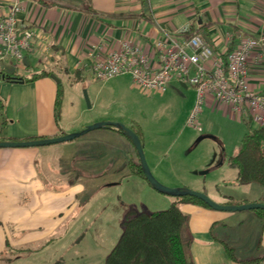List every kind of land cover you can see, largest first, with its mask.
Listing matches in <instances>:
<instances>
[{
  "label": "crops",
  "instance_id": "0c3cea01",
  "mask_svg": "<svg viewBox=\"0 0 264 264\" xmlns=\"http://www.w3.org/2000/svg\"><path fill=\"white\" fill-rule=\"evenodd\" d=\"M8 2L0 0V11L8 8ZM22 2L24 9L18 18L22 22H29L37 38L42 37L46 41L50 61L44 67L48 66L47 70L56 72L58 79L62 75L74 80L77 69L89 72L87 52L99 42L106 50L117 49L121 42L128 41L151 51L152 41L161 37L163 30L177 35L176 31L181 27L187 28L183 35L197 33L214 50H227L235 46L227 42V34L241 32L256 41L264 38V0ZM35 52V48L27 52L28 65L23 63V66L31 65L28 56ZM256 54L261 57L254 63ZM248 63L250 88L264 95V41L257 43ZM2 69L0 67V141L53 138L106 119L97 115L80 121L83 109L80 114L64 113L63 109H57L55 96L59 83L55 84L50 76H37L30 80L31 74L25 77L16 75L24 78V81L5 82L4 76L8 72L2 73ZM169 88L179 93V90L187 89V85L183 87L181 83L172 81ZM204 103V109H220L223 114L238 118L228 106L218 103L211 96ZM192 108L193 105H189L190 111ZM91 133L87 132L72 141L46 146L0 148V264H14L24 258L26 260L16 264H32L29 260L34 254L40 255L42 264H53L55 254L49 251V247L55 244V237L50 234L62 222L66 212H74L70 209L72 203L81 192H85L81 174H84L87 164L95 162L99 165L100 161H104L107 166L115 163L117 168L119 162H124V156L128 157L126 161L129 166L134 164L131 156L134 146L123 134L110 128L96 129ZM150 153L156 161L155 153ZM71 162L74 164L71 165ZM224 162H227L226 158L217 167ZM213 168L210 167L209 171ZM70 175L75 176L73 183ZM236 176L237 172L233 178L237 182ZM54 184L61 186L48 187ZM204 190V187L198 189L205 193ZM166 202L170 206L174 201ZM192 203L197 211L212 214L207 205ZM215 215L229 220L231 225L238 228L244 222L264 227V217L257 212L236 217ZM255 235L260 238L257 232L250 235L244 232L242 239L248 240L249 236ZM195 236L197 240L193 241V245H196V249L199 246L205 249L204 253H200L202 258L205 255L204 262H199L197 258L196 264H239L242 261L230 253L232 248L229 246L238 241V230L219 235L213 231H205L204 234L196 231ZM242 262L264 264V253Z\"/></svg>",
  "mask_w": 264,
  "mask_h": 264
},
{
  "label": "rangeland",
  "instance_id": "374dc122",
  "mask_svg": "<svg viewBox=\"0 0 264 264\" xmlns=\"http://www.w3.org/2000/svg\"><path fill=\"white\" fill-rule=\"evenodd\" d=\"M28 57L31 63L29 67L23 66L13 57L3 60L0 64L4 71L2 73L7 71L22 77L40 73L44 66L41 54L36 50ZM60 77L59 84L54 80L61 94L57 109L71 114H80L83 109L80 121L98 115L106 118L101 121H121L134 131H139L148 168L162 185L189 188L197 192H201L198 191L199 187H204L205 193H202L220 205H237L240 201L264 203V186L255 183L238 184L233 179L236 170L229 167L227 162L216 168L223 158L234 153L247 130L246 124L240 118L223 114V110L204 109V104L198 114L197 127L188 125L189 105H194L196 99L193 86L188 85L187 89L180 90L182 94L170 88L164 93L142 92L128 75L108 81L94 80L89 72H82L79 81L68 80L62 75ZM84 91L88 95L90 107L83 95ZM91 132L95 131L89 134H93ZM203 136L206 137L199 140ZM150 151L155 153L156 161ZM131 156L134 163L139 165L135 148ZM124 157V162H119L117 168L115 163L107 166L104 161H100L99 165L90 162L85 167L84 174H81L85 192H81L72 203L70 209L74 212H66L62 222L50 234L55 237V244L49 247V251L55 254L53 264H103L119 239L121 222L128 210L163 211L169 206L166 202L168 200H178L177 205L185 215L186 222L182 230L184 239L190 242L187 255L192 264H196L197 258L199 262L205 260V255L202 258L200 254L205 249L199 246L197 250L196 245H193V241L197 240L196 231L203 234L205 231H213L219 235L238 230L240 237L229 245L232 248L230 253L242 261L263 255L264 227L244 222L238 228L231 225L229 220L215 215L247 216L260 209L224 211L211 208L209 212L212 214L199 212L190 199L187 201L183 199L185 197L178 199L159 193L144 177L132 174L126 161L128 157ZM210 167L214 168L207 174H200ZM70 177L73 183L75 176ZM60 186L54 184L48 187ZM244 232L249 235L257 232L260 238L255 235L249 236L248 240L242 239ZM30 259L32 264L43 263L37 254ZM23 260L26 259L15 261L14 264ZM242 261L238 263H254Z\"/></svg>",
  "mask_w": 264,
  "mask_h": 264
},
{
  "label": "built area",
  "instance_id": "2783aa9c",
  "mask_svg": "<svg viewBox=\"0 0 264 264\" xmlns=\"http://www.w3.org/2000/svg\"><path fill=\"white\" fill-rule=\"evenodd\" d=\"M23 9L22 0H9L8 8L0 11V64L13 57L23 65L22 59L34 48L44 64L50 61L44 38H37L29 22L19 20ZM186 31L181 27L174 35L163 30L162 36L152 41L151 51L128 41L113 50L95 43L87 52V70L100 81L128 75L142 92L166 91L172 81L193 86L196 99L187 115V124L193 128L197 127L198 114L208 96L228 106L249 125L264 127V95L250 88L248 76L250 54L264 38L256 41L241 32L227 34L225 39L230 44L234 39L235 46L231 50H214L201 35H183ZM260 57L256 54L254 63Z\"/></svg>",
  "mask_w": 264,
  "mask_h": 264
},
{
  "label": "trees",
  "instance_id": "16d2710c",
  "mask_svg": "<svg viewBox=\"0 0 264 264\" xmlns=\"http://www.w3.org/2000/svg\"><path fill=\"white\" fill-rule=\"evenodd\" d=\"M53 73L43 66L40 73L33 74L30 80ZM81 73V70H75L74 80H81ZM54 74L56 75V72ZM4 80L19 82L24 81V78L5 73ZM59 95L61 94L58 86L56 107L60 101ZM245 124L247 130L234 153L226 157L227 165L236 170L238 184L255 183L264 186V127H250L248 123ZM135 132L141 139L139 131ZM130 167L132 174L144 177L140 165L134 163ZM183 199L203 204L196 198ZM178 202L176 200L167 209L157 212L128 210L121 222L119 239L105 257L103 264H192L187 255L189 242L184 239L182 230L186 218L177 205ZM257 214L264 217V210H259Z\"/></svg>",
  "mask_w": 264,
  "mask_h": 264
},
{
  "label": "water",
  "instance_id": "95a60500",
  "mask_svg": "<svg viewBox=\"0 0 264 264\" xmlns=\"http://www.w3.org/2000/svg\"><path fill=\"white\" fill-rule=\"evenodd\" d=\"M27 57L25 56L22 60L23 63L28 65ZM50 77L54 79L56 82H60V80L57 78L55 74H50ZM183 87H186V84L181 83ZM179 93L180 90H179ZM86 91H84L85 100L87 102L88 107H90V102L88 99V95H86ZM101 128H110V129H116L118 132L123 134L126 138H128L131 142V144L134 146L137 156L139 159V165L142 170V173L144 175V178L146 181L159 193H163L165 195L171 196V197H192L196 198L200 201H202L203 204L207 205L208 207L216 210H227V211H238V210H264V203H241L237 205H220L218 203H215V201L211 200L210 197H208L206 194L202 192L192 191L189 188H181V187H167L159 183L156 178L151 173L150 169L148 168V165L146 163V159L144 156V146L141 143V139L139 135L133 131L130 127L126 126L125 124L117 121H97L95 123H92L86 127H83V129L71 133H67L61 136L53 137V138H39V139H29V140H23V141H0V148H17V147H36V146H46L61 142H67L72 141L81 135L86 134L87 132H90L92 130L101 129ZM206 136H203L199 138V140H202ZM197 140V141H199ZM221 164V162H220ZM219 164H217L218 166ZM216 166V167H217ZM209 172V169L201 171L200 174H206Z\"/></svg>",
  "mask_w": 264,
  "mask_h": 264
}]
</instances>
